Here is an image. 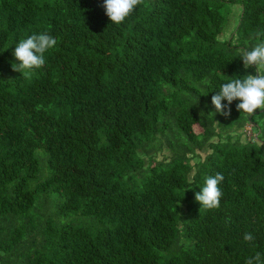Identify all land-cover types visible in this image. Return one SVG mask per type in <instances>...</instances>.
<instances>
[{
	"label": "trees",
	"instance_id": "obj_1",
	"mask_svg": "<svg viewBox=\"0 0 264 264\" xmlns=\"http://www.w3.org/2000/svg\"><path fill=\"white\" fill-rule=\"evenodd\" d=\"M103 2L0 0V264L264 254V110L211 103L255 74L240 50L264 42V0H142L119 25ZM34 33L57 43L24 77L12 53ZM217 173L220 206L200 209Z\"/></svg>",
	"mask_w": 264,
	"mask_h": 264
},
{
	"label": "clouds",
	"instance_id": "obj_2",
	"mask_svg": "<svg viewBox=\"0 0 264 264\" xmlns=\"http://www.w3.org/2000/svg\"><path fill=\"white\" fill-rule=\"evenodd\" d=\"M141 3L142 0H104L102 6L111 23L119 25ZM56 43V39L47 33H34L19 41L12 53L18 63L12 64V70L24 77L30 76L34 70L45 64V53L55 47ZM240 60L245 70L254 68L255 74L230 78L212 96L211 103L216 112L225 116L231 114L228 106L233 101H239L236 110L240 113L253 115L257 110H264V42L256 44L250 50H240ZM223 101H227V105H224ZM223 179L221 173L205 178L204 186L194 197L200 209L213 210L220 206L222 192L219 185ZM243 239L245 242H252L254 237L245 233ZM245 264H264V254L257 252L253 257L246 259Z\"/></svg>",
	"mask_w": 264,
	"mask_h": 264
},
{
	"label": "rangeland",
	"instance_id": "obj_3",
	"mask_svg": "<svg viewBox=\"0 0 264 264\" xmlns=\"http://www.w3.org/2000/svg\"><path fill=\"white\" fill-rule=\"evenodd\" d=\"M239 9H240V5H239L238 3H236L234 6H232V7L230 8V14H229V16H228L229 20H234V19H235V17H236V15H237ZM248 129H249V126L246 128V134H247V135L249 134ZM162 154H163V153H162ZM157 159H159V158H157ZM39 166H40L41 168L43 167V165H42L41 162H40V159H39Z\"/></svg>",
	"mask_w": 264,
	"mask_h": 264
}]
</instances>
